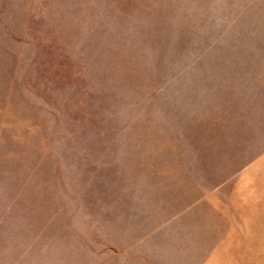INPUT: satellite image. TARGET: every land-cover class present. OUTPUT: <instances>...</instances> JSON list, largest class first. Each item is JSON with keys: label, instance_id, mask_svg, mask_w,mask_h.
Here are the masks:
<instances>
[{"label": "rangeland", "instance_id": "374dc122", "mask_svg": "<svg viewBox=\"0 0 264 264\" xmlns=\"http://www.w3.org/2000/svg\"><path fill=\"white\" fill-rule=\"evenodd\" d=\"M0 264H264V0H0Z\"/></svg>", "mask_w": 264, "mask_h": 264}]
</instances>
